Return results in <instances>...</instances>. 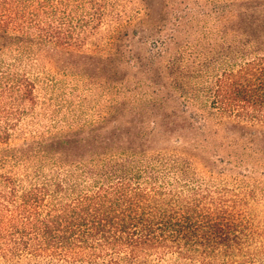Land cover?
Listing matches in <instances>:
<instances>
[{"label":"trees","instance_id":"trees-1","mask_svg":"<svg viewBox=\"0 0 264 264\" xmlns=\"http://www.w3.org/2000/svg\"><path fill=\"white\" fill-rule=\"evenodd\" d=\"M0 264H264V0H0Z\"/></svg>","mask_w":264,"mask_h":264}]
</instances>
